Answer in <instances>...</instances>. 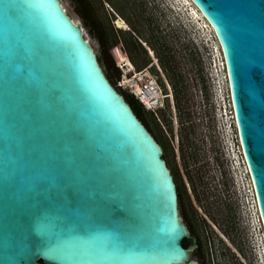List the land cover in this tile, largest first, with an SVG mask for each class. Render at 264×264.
<instances>
[{
    "label": "water",
    "instance_id": "water-1",
    "mask_svg": "<svg viewBox=\"0 0 264 264\" xmlns=\"http://www.w3.org/2000/svg\"><path fill=\"white\" fill-rule=\"evenodd\" d=\"M191 1L264 229V0ZM194 248L162 146L83 25L62 0H0V264H196Z\"/></svg>",
    "mask_w": 264,
    "mask_h": 264
},
{
    "label": "rangeland",
    "instance_id": "rangeland-1",
    "mask_svg": "<svg viewBox=\"0 0 264 264\" xmlns=\"http://www.w3.org/2000/svg\"><path fill=\"white\" fill-rule=\"evenodd\" d=\"M62 2L83 25L111 83L115 84L120 76L118 63L121 58H128L136 69L152 62L161 68L169 88L155 65L150 71L157 76L163 91L172 96L164 98L163 107L154 113L141 106L138 116L162 146L163 157L177 186L180 214L200 244L192 258H197L201 264L232 263L233 251L213 227V195L217 192L211 179L215 178L216 171L210 163L208 168H202L203 176L200 177L195 165L198 153L203 157L211 155L204 150V146L209 149L210 142L216 141L215 146L222 150L218 144L220 137H216L220 134L215 131L211 87L217 85L227 102L228 93L220 50L212 30L199 14L198 23H194L191 13L195 9L185 0L178 11H175L174 0ZM118 22L124 24V28ZM211 72L215 78L210 76ZM120 93L130 98L125 92ZM227 109L230 111L229 104ZM226 173L229 179L228 165ZM230 194V202L239 197L234 191ZM235 216L239 237L231 241L246 257L247 264H253L241 218L239 214ZM226 237L229 239L228 235Z\"/></svg>",
    "mask_w": 264,
    "mask_h": 264
},
{
    "label": "bare ground",
    "instance_id": "bare-ground-1",
    "mask_svg": "<svg viewBox=\"0 0 264 264\" xmlns=\"http://www.w3.org/2000/svg\"><path fill=\"white\" fill-rule=\"evenodd\" d=\"M183 1L184 0H174L175 11L179 10L178 6H180V4ZM185 1H188V3L192 4L193 8L195 9L191 13V18L193 21H195L194 23H198L196 19L197 14L201 15L214 34L213 28L205 19L202 12L197 8V6H195V4L191 0H185ZM118 24L120 25L121 28H124L123 26L124 24H122L121 22H118ZM214 37L216 38L215 34ZM216 42L220 50V56L222 60V68L224 70V77H225L227 93H228V102L225 99H223L221 90L219 89V87H217V85L215 87H211L212 98H213L212 112L214 114V119H215V131L220 134L218 136V138L220 137L219 144L222 147V151L228 163V172L232 182L231 188L233 189L234 192H236L237 190L239 194L238 214L239 217L241 218V224H242V228L244 229V235H245V239L247 240L246 244L249 249V253L252 256H254V260L256 264H264V233L262 230V223L258 213V208L256 205V199L250 177L248 176L247 180H244L242 178L244 177L242 175V172L246 171V168H244L245 165L244 167L241 165V163L243 162V158H241V156L239 155V153H241V147L240 145L236 146L238 143L237 141L238 136L236 133L232 104L230 101L229 84L226 75V68L224 64L222 50L218 43L217 38H216ZM128 61H129L128 66L129 68H131L130 66H133V63L130 60ZM153 65H155L156 69L163 74L161 68L155 62H152L151 65L148 66H153ZM124 69L126 70V68ZM210 76H213L215 78V74L213 72H211ZM164 80L166 87L169 88V83L165 76H164ZM130 82L131 81L126 80L125 78L123 79V83L125 85ZM153 92L152 94L154 95V97L156 98L159 97L160 94L155 89L153 90ZM171 96L172 95L169 94L168 97ZM228 104L230 106V111L227 109ZM230 113L232 114L230 115ZM233 132H235L236 134L233 135ZM236 148H238L239 152Z\"/></svg>",
    "mask_w": 264,
    "mask_h": 264
},
{
    "label": "flooded vegetation",
    "instance_id": "flooded-vegetation-1",
    "mask_svg": "<svg viewBox=\"0 0 264 264\" xmlns=\"http://www.w3.org/2000/svg\"><path fill=\"white\" fill-rule=\"evenodd\" d=\"M126 97V96H125ZM126 99L128 100V98L126 97ZM218 137V135L216 136ZM238 141V140H237ZM204 144V140L202 141ZM212 143L214 145H212ZM215 142H210L208 148L206 149L204 146V150H206V152L210 153L211 155L206 157V156H201V154L198 153V157L196 156V169L198 171V173H200V177L203 176L202 174V168L205 167H209L208 164H212L213 169L216 171L215 174V178L211 179L212 182H214V186H215V193L213 195L214 197V202L212 205V208H214L213 210V218H214V223H213V227H215L216 232L218 233V235L220 236V238L223 241H227V244L230 246L231 250L233 251L235 257L233 258L234 261H232V263L228 262V264H247L246 262V257L243 255V253L239 250V247L237 248V246L231 241V240H237L239 237V230H238V226L236 225L237 223L235 222V219L237 218L235 216V214H238V208H239V198L237 197L235 200L231 199L234 201L230 202V193H233L232 188H231V183H230V178L228 179V174L226 173V158L225 155L223 153V151L218 148L217 146H215ZM218 144H219V140H218ZM217 145V143H216ZM220 145V144H219ZM239 145V141L237 143V146ZM198 150H201L200 148ZM238 150V148H237ZM239 152V150H238ZM239 155L241 156V158H243L242 152L239 153ZM241 165L246 168V171L242 172V175L244 177H242L244 180H247L249 173H248V169H247V165L244 161L243 158V162L241 163ZM227 175V177H226ZM228 184L230 187V190L228 189ZM233 187V185H232ZM235 195H238V192L236 190ZM236 203L238 204V206L236 205ZM235 213V214H234ZM234 219V220H233ZM262 230L264 233V229L262 226ZM194 235V234H193ZM228 235L229 239H227L226 236ZM195 236V235H194ZM196 238V248H194L191 253H190V257L192 258V253L193 251H197L200 247V244L198 242L197 237ZM225 239V240H224ZM184 245H188V243H184ZM239 246V244H237ZM196 264H201L200 261L197 258H192ZM236 259V260H235ZM226 263V260L224 261ZM252 262L253 264H256L255 260H254V256H252Z\"/></svg>",
    "mask_w": 264,
    "mask_h": 264
},
{
    "label": "built area",
    "instance_id": "built-area-1",
    "mask_svg": "<svg viewBox=\"0 0 264 264\" xmlns=\"http://www.w3.org/2000/svg\"><path fill=\"white\" fill-rule=\"evenodd\" d=\"M128 60L126 57L119 60L118 68L120 70V76L114 86L121 92L132 96L145 111L156 112L158 108L163 107V100L164 98H169V94L163 91L157 76L151 73V66L145 65L142 68L136 69L133 65L129 68ZM124 78L131 82L125 85L123 83ZM154 89L160 94L157 98L153 95Z\"/></svg>",
    "mask_w": 264,
    "mask_h": 264
},
{
    "label": "trees",
    "instance_id": "trees-1",
    "mask_svg": "<svg viewBox=\"0 0 264 264\" xmlns=\"http://www.w3.org/2000/svg\"><path fill=\"white\" fill-rule=\"evenodd\" d=\"M128 101H129L130 105L132 106L133 110L138 115L139 109L141 110V105L132 96H130V98H128Z\"/></svg>",
    "mask_w": 264,
    "mask_h": 264
}]
</instances>
